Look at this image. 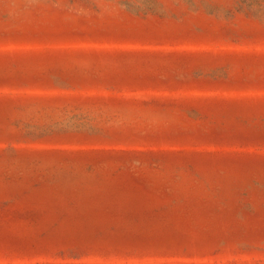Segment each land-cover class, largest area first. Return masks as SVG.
Returning <instances> with one entry per match:
<instances>
[{"label":"rangeland","instance_id":"1","mask_svg":"<svg viewBox=\"0 0 264 264\" xmlns=\"http://www.w3.org/2000/svg\"><path fill=\"white\" fill-rule=\"evenodd\" d=\"M0 264H264V0H0Z\"/></svg>","mask_w":264,"mask_h":264}]
</instances>
